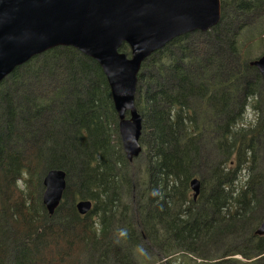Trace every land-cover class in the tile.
Masks as SVG:
<instances>
[{"label": "trees", "instance_id": "16d2710c", "mask_svg": "<svg viewBox=\"0 0 264 264\" xmlns=\"http://www.w3.org/2000/svg\"><path fill=\"white\" fill-rule=\"evenodd\" d=\"M220 2L219 23L192 33L220 32L218 56L183 46L190 33L141 65V165L111 143L117 116L90 58L58 47L2 80L0 264H74L73 243L92 264H264V236L254 235L264 218V80L246 62L255 41L264 55V0ZM249 23L257 31L244 37ZM203 143L215 152L206 162ZM52 169L65 172V189L48 214L42 178ZM79 200L92 204L83 216Z\"/></svg>", "mask_w": 264, "mask_h": 264}, {"label": "water", "instance_id": "95a60500", "mask_svg": "<svg viewBox=\"0 0 264 264\" xmlns=\"http://www.w3.org/2000/svg\"><path fill=\"white\" fill-rule=\"evenodd\" d=\"M220 0H0V83L34 56L58 47L72 48L93 60L107 82L117 116L125 159L141 153L142 118L134 100L142 63L172 41L205 33L221 19ZM126 45L129 56L119 51ZM264 80V55L254 61ZM41 203L48 214L59 204L65 172L52 169L42 178ZM192 197L200 180L189 183ZM79 215L90 201L75 203ZM264 236V218L254 231Z\"/></svg>", "mask_w": 264, "mask_h": 264}, {"label": "rangeland", "instance_id": "374dc122", "mask_svg": "<svg viewBox=\"0 0 264 264\" xmlns=\"http://www.w3.org/2000/svg\"><path fill=\"white\" fill-rule=\"evenodd\" d=\"M225 14H226L225 15L226 21L232 22L233 15H235V14L231 10V8L229 9V7H228ZM240 19H242V17H240ZM251 20H252V17H249L248 21H251ZM251 23H249L248 29H246L244 31V33H243L244 37L256 33V31H257L256 27L252 26ZM231 25H233V24H231ZM225 26L226 25L223 24L222 28H224ZM258 27H260V26H258ZM219 33L220 32H216L215 34H210V36H207L206 34L198 36V35L191 33L192 35H190L186 40H182L181 43L183 46H185V47L187 46L188 48H190L193 44L199 43V45L198 44L195 46L193 45V49L194 48L196 50L198 49L197 51H199L204 56H207L210 54H216L218 56L220 54V50L218 49V46H217L219 44L216 42L219 38ZM260 48L262 49L263 46H258L256 41L253 42V44H252V46H250V48H248V49L246 48L248 51V55H247L248 57L246 58L247 63H250L251 61H254L261 56L260 55V52H261ZM171 51L174 54V56L179 54V49L177 47H172ZM126 55L129 56V54H126ZM245 119L247 122H250V123H252L255 119L254 114L251 113V111L249 109H247V111L245 113ZM116 138L119 139L117 128H116V135L111 137V143L116 142ZM119 143H120V141H119ZM120 147H121V145H120ZM261 151H262V153L260 152L261 156H264V150L262 149ZM143 155H145V154L141 152L140 155L134 159L133 164L135 166H138V165H141L144 163L143 162L144 161ZM214 155H215V152H214L212 146L210 145V143H205V144L203 143L201 146V157L203 159V162H206L208 159H211L212 156H214ZM196 178H198V177H196ZM191 194H192V192H191ZM79 252H80V244L76 245V243H73L71 245V252L67 255V258L69 260L73 261L74 264H92V262L90 260H87V259L83 260V258L80 259ZM135 256H138V254H136Z\"/></svg>", "mask_w": 264, "mask_h": 264}]
</instances>
